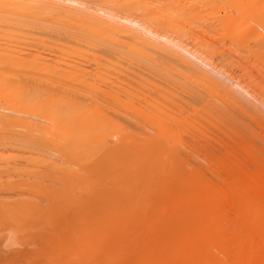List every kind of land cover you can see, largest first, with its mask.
Here are the masks:
<instances>
[{"label":"bare ground","instance_id":"1","mask_svg":"<svg viewBox=\"0 0 264 264\" xmlns=\"http://www.w3.org/2000/svg\"><path fill=\"white\" fill-rule=\"evenodd\" d=\"M138 1L134 0V2H136V4ZM142 1H145V0H141L139 2L142 3ZM152 1L153 0H151V2ZM173 1H175V0H173ZM200 1H202V0H200ZM206 1L207 0H204V2H206ZM210 1L211 0H209L206 3H210ZM231 1H234V0H231ZM231 1H229V2H231ZM235 1L237 2V0H235ZM238 1L240 2V0H238ZM131 2H133V1H131ZM166 2L168 3L170 1L167 0ZM195 2H198V0ZM211 2H213V0ZM222 2L223 1L220 0V3H219L220 6H221ZM242 2H243V0H242ZM108 3H110V7H111L115 4L120 5L121 1L120 0L119 1L118 0H0V18H1L0 21L4 20V18H6L5 19L6 21H2V24L4 23L7 26L8 30L11 27L10 31L15 32L16 30L13 27V26H15V27H18V28H16V29H18V31H16V32H20L19 30L23 29L22 31L27 32V34L29 33L28 31L30 30V34H31L33 32L32 30H36V31H34V34L37 35L36 32H38V34H39L38 37L40 36V34H42V35L45 34V32H48L47 34L52 33L55 35L56 34L57 35H59V34L65 35L63 37L64 39L61 36H59V37L62 38L63 41L64 40L69 41V42H71V44H73V46H72L71 44L68 43L69 44L68 49H70V47L72 48L70 50L73 51V54H71V53L70 54H71V56L75 55V59L77 57H80V56L82 57L84 55V54H81L83 52L82 49H84V48L81 49L82 46L87 47V48L91 47L92 48V49L90 48L91 52H89L90 50H88L87 51L88 55H86V54L85 55L89 56V53L92 54V55L90 54L89 58L92 57L91 58L92 64L94 62L95 63L94 66L96 68V69L93 68V70L97 73L96 74L94 72V75H97L96 78L95 77L94 78H86L87 77L86 75H88V73H90L86 70L87 68L84 70L82 69V73H83L82 74V73L78 72L79 70H76L77 67L75 65H72V67H69L71 65L65 63L69 68H71L70 70H72V68H73V70L72 71L66 70L67 72H64L63 75L60 74V75H62V76H60L59 73H61V72L58 70L57 66L55 68L52 65L53 64V62H52V64L50 63V65H48V68L52 69V67H51V65H52L54 67L53 68L54 70L57 69L59 73L57 72V70H56V72L55 71H53V72L55 74L57 73L56 75L59 76L58 78H55L56 77L55 74H54L55 75L54 78H45L44 75H43L44 78L43 77L42 78H40V77L39 78H34V77L30 78V75L32 74V72L29 71L28 69H30V68L32 69V67H33V69L36 68V70H39V71L42 70V73L46 72V74H47L48 69H46V71H43V70H45V69H42L43 67H40V68L38 67L37 59L35 58L36 56L34 54H32V55H34L35 57L31 56L28 58L20 59L24 56V54H23L22 57H20V58L16 57V59H13L12 57H14V56H11L12 55L11 51H13V49L16 47L18 48L19 45H17L16 47L13 48V46L16 45V44H13V38L15 39V37L12 38L10 36H12V34L15 36L16 34H14V33L11 34V32H9L7 30L10 33V36L7 37L8 35L4 34V32L9 34L6 31V28L4 29V27H6V26L1 25V22H0V25H1L0 27L1 28L3 27V29L0 28V30L3 32V33L0 32V34L2 35V37L0 35V38H1L0 42L2 41V39H4L3 41L5 42V45H4L5 47H2L1 50L3 48H5V50L7 48L10 49L11 48L10 44H13L12 50L8 51V49H7L8 59L6 58V54H5L7 52L2 50L3 53L5 52L4 55L2 53V56L3 57L5 56L4 57L5 59L3 58L4 61L0 60V65H1L0 67H3V69H5V71H1V73H0V89H1L0 98H1V100H3L4 98L6 100V101H4V102H6V104L4 103L5 105L1 101L2 105L4 107L2 105L0 106V193L3 192V195L1 194V196H0V219L3 222L10 223V226L5 223L9 227L14 228L15 226L18 225L17 227H15L16 231H17V228L19 230L22 229V231L27 230L25 232L26 234L29 231H33L34 229L35 230L37 229L38 225L37 224H36L37 226L34 225L36 222L38 224H43L42 225L43 228L41 225H39V226L41 227V229H44L45 231L46 230L47 231L46 232L41 231V232H44V233H41L40 232L41 229L38 226V228L40 229V230H38V229L36 230V232H38V235H37V233L34 235L35 237L37 236L35 239L36 243L39 244L42 242L44 244H48L47 247L51 246V245L55 246L56 250H58V251L56 253V252H54L56 250H54L52 253H56V257L59 258L60 262H62V260H64L63 257L67 256V258H68V256H69V254H68L69 252L65 253L66 254L65 255L64 251L65 252H66V250L70 251V253H72V255L69 256L70 258L72 257L71 261L68 258L67 263L63 262L64 264H68V261H69V264L70 263H72V264H208L209 262L212 264V261H214V262L217 261L218 253H216V252L219 251V249H220V251H219V254H220L224 250V248L222 250V247H223L222 245H224L223 244L225 242L224 240H226V238H227L226 235L228 234V233L227 234L225 233L226 229L224 230V228H223V224L225 222L222 221L223 210H221L222 207L219 203V200L221 201L224 199V201H225V199H227V200L229 199L232 201L231 202L232 204H230V205H232V207L235 208L237 211V214H236L237 219H235V220H237V223L235 222L236 224L233 227L231 226L233 228V229L232 228L231 229H232V232L234 234V238L231 239L233 242V243L231 242V245L233 244L232 245V247H233L232 251H234L235 255L237 254V255H241L242 258L244 257L243 259L250 257V260H251V258L253 259L254 255L257 256L256 253H258V255H260V257H261V261H259L258 264H264V176L259 175L262 172L258 173L257 170H255V171L254 170L253 171L247 170V172H244V171H246V170H244L243 174L242 173L238 174L239 170H235V171H238V173L233 172V170H232V172H229L228 174H226V181L228 184L227 188L225 187V190L219 189V188H214L213 187L214 184L211 186V184H209L206 181V179H204L205 177L203 176V174H200L199 171L197 172V167L195 165L194 166L196 168L193 166H192L193 168H191V166H189L188 161H190V160L188 159V157H185L186 155L183 156L182 155L183 153L182 154L180 153V152H185V154H187L186 151L187 152L191 151V150L188 151L189 148L187 150V146H185V148H186V151H185V149L183 148L184 146L182 145V140H180V142H181L180 143L176 139L177 135L179 134L178 129H175L176 131L174 130L177 133V135H175L176 133H174V131L171 130L173 123L178 124V122H181V121H171V122H169L170 120H168V122L163 121L164 116L166 118L167 115H172V114H168V112H166L167 114L165 112H163V113H165V115L162 114L161 110H159L160 108L159 107L157 108L155 105V103L157 104L160 101L157 102L155 100L154 101L152 100L154 102L155 106L151 107V105H152L151 104L149 109H152V112L157 111L158 113H160L159 115L163 116V118L158 117L159 115L156 112L157 113L156 115H158V116H154V117H158V120H157L154 117H151V115H152V113H151L149 115V117L154 118V119H151L152 122L151 121H149V122L154 125L153 129H151L152 125H150V126L148 125V123H147L148 121L146 122V124L149 126V128L152 131L155 130L156 132H152L151 130L147 131L146 128L144 130V129H141V127H139L141 130H139V128L137 126L140 123H137L138 121L136 122V119L141 121L140 117L138 116V118H139L138 119L136 116V114L138 113V109H136V107L139 105H136V107L134 104L132 105L135 108V110L137 111V113L134 114L133 112H136V111L132 107V111L133 110L134 111L130 112V109H131L130 106L131 105H129V104H131L130 101L131 100L133 101V99H131L130 101H128V99H127V98H138V97L141 98L142 96H140V95H142V94L140 93V88L144 89L145 85H148V87L146 86L145 89H149V87H150L149 85H153L151 87H154L155 85H154L153 81H156V82L160 81V83L166 82L168 85H172V86H174L175 84L176 85L177 84L182 85L183 87L180 86V88H179L182 92V95L184 96V98L186 97V98H188V100H192V101H195V99L198 101V98H196L194 96H196L195 94L198 93L197 97H199V93L202 94V92H198L199 90L197 91L196 88H193L194 90L191 91L192 88L189 89L188 86L183 85L184 82L193 81L194 83H199L202 86H205V87L207 86V88L211 87L214 89V91H216V94L215 95L212 94V96L213 95L217 96V94H218V97H220L219 95L223 94V95L227 96V98L231 102H233V104H238L240 101H242V99H240V98H242V96H240L239 93H237L238 95H236L235 91L234 92L230 91V90H232V88H231L232 85H231V87L227 86V84L224 86L226 79H225V82H224V80H218L217 79L218 76H215V75H217L219 72H217V74H214V77H215L214 78L213 74H210L211 71H210V73H208L209 72L208 70L206 71V69H208V68H206L205 66H204V68L203 67L201 68V66H203V63H206V61L203 62V60H200V59H202V57L201 58L196 57V56H198V55H195L197 53V51H196V53H194L193 50L191 51V53L188 52L187 50L189 48H186L188 45L185 47L187 50L184 47L180 48V50H181L180 53L182 52L181 55L176 54L175 52H172V51H171L172 53L169 52V50H171L170 48H167L168 50L166 49L167 52H169V53H166V50H165V52H158L159 50L156 51V49H160L161 51H164L163 49H165L166 47L162 48L164 44L163 45L161 44L162 47L160 48L159 42H155L157 40L155 36L154 37L156 40H154L152 38H150V39H152V40H150L148 38L147 34L152 35L153 32L150 29H148L145 25L143 26L139 22H135L134 20L130 21L131 19L130 20L125 19V21H124L125 24L122 23L123 22V21L121 22L122 19L119 20V18L117 17V15H118L117 13H118V11H120L119 9L121 8L120 7L118 9L117 7H119V6L115 5V7H112L113 9L114 8L118 9V11H116L117 13L115 12L117 15L115 13H114L115 15L112 14L113 12H111V10H110V13H109V11H107L108 13H106L105 10L107 7L106 5ZM125 3L126 2H123V5ZM141 3H138V4H140V8L142 6H148L146 3L149 4L150 2L149 1L146 2L145 3L146 5H144V4L142 5ZM234 3H232L233 4L232 7L233 6L236 7ZM126 4H128V3H126ZM136 4H134V5H136ZM156 4H157V2H156ZM176 4H179V3H176ZM157 5H154V6H157ZM159 5H161V4H159ZM222 5H224V4H222ZM250 5H253V4H250ZM126 6L123 7L122 9L125 8L127 10V12H125V10H124V12L126 14L130 13L129 15H131L132 12H128L129 10H131V8L127 9ZM130 6H132V4ZM201 6H202V4H201ZM209 6H211V5H209ZM213 6H216L214 2H213ZM226 6H228V5H226ZM242 6H243V4H242ZM152 7H153V5H152ZM168 7H170V5ZM189 7H190V5H189ZM142 8H146V7H142ZM160 8H162V7H160ZM163 8H164V6H163ZM163 8L161 11H163ZM185 8H187V7H185ZM196 8H199V7H194V10ZM201 9L203 11V8H201ZM216 9L217 8H215V14H217V12L220 9H222V7L218 11H216ZM238 9H240V8L238 7ZM164 10H166V8ZM169 10H172V9H169ZM183 10L184 9H182V11ZM191 10H189L190 13H191ZM211 10L213 11L212 13H214V10L213 9H211ZM211 10L209 13H211ZM132 11L134 13V10H132ZM147 11H148V9H147ZM157 11H158V9H157ZM182 11H181V13H182ZM185 11H186V9H185ZM208 11H209V9H208ZM254 11L252 9H250V11H241L240 10L238 12L236 11L237 15H235L236 13L235 14L233 13L234 15L233 14L230 15L231 13L230 14L225 13V15H229L228 16L230 18L229 23H231V24L234 23L233 22L234 18L235 19L236 18H240V19L246 18L247 20L249 18H251V20H254V21H252L253 22L252 24L245 26L242 29V31H243V34H246V35H250L247 33H254L255 36L253 38H250V40L252 39L251 42H252V44H254V46L256 45V47L257 46L259 47V45L261 43L264 44V31H262V30H264V29H262V28H264V27H262L264 25H262V21H261L262 16L258 13V11H257V13ZM140 12L142 15L143 11L141 10ZM140 12L138 11L137 13L140 14ZM155 12H153V13H155ZM166 12H169V11H165L164 13H166ZM177 12H178V10H177ZM158 13H160V11H158ZM164 13H162L161 16L158 15L160 17V19H161V17H162V19H163V17H165V16H163V15H165ZM181 13H180V15H181ZM193 14H194V12H193ZM205 14H207V13H205ZM154 15H153V17H154ZM156 15H155V17H157V19H158V16H156ZM170 15H172V14L170 13ZM183 15H185V14H183ZM186 15H188V14H186ZM118 16H120V15H118ZM135 16H136V14H135ZM209 16L212 17V14ZM224 16H218L219 17L218 19L221 20L222 18H220V17H224ZM187 17L185 19H188ZM202 17H200V18H202ZM205 17L208 18L207 16H205ZM120 18H122V17L120 16ZM147 18H146V20H147ZM179 18H180V16H179ZM181 18H184V17H181ZM139 19H140V17H139ZM143 19H144V17H143ZM174 20H175V18H174ZM208 20H209V18H208ZM212 20L215 21V18ZM231 20H233V21L231 22ZM144 21H145V19H144ZM164 21H165V19H164ZM171 21H173V20H171ZM182 21H183V19H182ZM186 21L189 23L188 20H186ZM186 21H184V22H186ZM213 21H210V22L213 23ZM148 22H150V21H148ZM217 22H221V21L217 20ZM126 23L130 24L131 26L130 25L129 26L132 27V29L130 27H128ZM163 23H165V22H163ZM174 23H175V26L177 27V25H180L179 23H181V22L176 24L177 21L176 22L174 21ZM188 23H187V25H188ZM204 23H206V22H204ZM209 23H208V25H210ZM144 24H147V23H144ZM153 24H156V22L155 23L153 22ZM219 24L217 23V26ZM234 24H233V26L232 25L231 26L234 27V30L236 33L235 35H238V36H234L232 33V36H231V40H233L232 42L234 43V42H237L238 40H239L238 42L244 41L245 40L244 38L246 37V35L244 37L243 34H242L243 36H241L239 34L241 24L236 23L235 26H234ZM205 25H207V24H204V26ZM135 26L137 27V29L135 31H138V27H139L138 32H134L133 27L135 28ZM215 26L216 25H214V27ZM149 27H151V26H149ZM161 27L163 28V26H161ZM166 27H168V26H166ZM224 27L222 29H225ZM179 28L183 29L182 27H179ZM12 29H14V30H12ZM167 29H169V27ZM167 29L165 28V30H167ZM170 29L174 30L172 27H170ZM176 29L177 28H175V30ZM205 29H208V28L205 27ZM259 29H261L262 33L260 32ZM169 30H168V32H169ZM186 30L188 32V28ZM214 30H212V31H214ZM217 30L218 29H216L215 32H217ZM221 30H218V31H221ZM230 30H233V28L227 29L228 33L231 32ZM39 31L43 32V33H39ZM224 31H223V34H224ZM165 32H167V31H165ZM174 32H176V31H174ZM187 32H186V34H187ZM3 35H5V36H3ZM153 35H155V34H153ZM180 35H182V34H180ZM193 35H190V36H193ZM227 35L228 34H226V36ZM252 35L253 34H251V37H252ZM157 36H159V35H157ZM31 37H34V36H31ZM36 37H34V38H36ZM65 37H67V39H65ZM119 37H121V39H119ZM122 37L125 38V41H124V39H122ZM172 37H174V36H171V38L169 36L170 39H172ZM203 37L204 36H202L201 37L202 40L200 39V41L198 40V42H202L205 39V38L203 39ZM5 38H7V39L11 38L12 43L9 41L7 42V40ZM16 38L18 41L19 38L21 39V36L19 35V38H18V35H17ZM193 38H194V36H193ZM206 38H207V35H206ZM228 38H230V37H228ZM241 38H243L244 40L243 39L240 40ZM22 39H23V37H22ZM29 39H31V38H28V40ZM33 39H31V41ZM52 39H55V38H52ZM162 39H161V41H162ZM174 39L176 40V38H174ZM179 39H181V37ZM184 39H187V38L184 37ZM188 39L190 40L191 37H189ZM207 39H209V38H207ZM215 39H218V38H215ZM219 39H221V37ZM223 39H224V37H223ZM57 40H59V39L57 38ZM165 40H166V37H165ZM14 41H16V40H14ZM34 41H35V39H34ZM228 41L229 40L227 39V42ZM6 42L9 43L8 44L9 46H6V44H7ZM18 42H20V40ZM41 42H39V43H41V45H44V46L47 43L46 42L44 44L43 40ZM53 42L56 43V41H54V40H53ZM193 42H195V41H193ZM198 42H195L196 46L198 45L197 44ZM26 43H28V42H26ZM36 43L38 44V42H35V44ZM61 43H63V42L58 43V45L65 46L64 43L63 44H61ZM118 43H120V44L122 43L125 45L121 46L120 44L118 45ZM173 43H176V42L173 41ZM184 43H187V42H184ZM3 44L4 43L1 42L0 47ZM21 44L23 45L24 43H21ZM28 44H31V43H28ZM95 44H97V45H95ZM178 44L180 45V43H178ZM262 44L259 47L260 49H262V51L260 49H250L248 47L250 50L249 54H252V56H254L255 59H258L261 56V54L264 53V47H262ZM92 45H93V47H94V45L96 47L93 48ZM191 45H189V46H191ZM25 46H28V45H25ZM54 46L57 48L56 44H53V47ZM203 46H204V44H203ZM210 46H211V44H210ZM20 47L22 48V46H19V48ZM48 47H50V49L52 48L49 45V43H48ZM59 47H61V50H62V48H64V51L62 50V52L64 54H67V52L65 53V49H67V47L65 48L62 46H58V48ZM173 47L178 49V47H180V46H178V47L173 46ZM205 47H206V45H205ZM208 47H207V49H208ZM212 47H213V45H212ZM219 47H221V46H219ZM226 47H225V49H226ZM24 48H25V50L27 49L26 47H24ZM43 48L39 49V51L41 50L40 51L41 53H42ZM46 48H47V45L45 47V51L47 50ZM58 48L55 52L58 51ZM234 48H236V47L234 46ZM50 49H49V51H50ZM93 49L95 51H97V52H95V54L92 53ZM201 49H202V47H201ZM221 49H223V48H221ZM29 50H30V48H29ZM35 50L36 49H34L33 51H35ZM19 51H17V49H16L13 53L19 54ZM45 51H43L44 52L43 54H45V53L50 54L49 52H45ZM155 51L157 52L156 55H158V53H160V54L166 53V54L170 55V53H171V55H170L171 57L168 55L167 59L170 60V58H171L172 59L171 61H173V59H174V61H176V64H178L180 67H182V70H181V68L178 66L180 68V70L182 71L181 74L183 75L182 76L183 78H180V77L176 78L177 73L173 72V71L171 73H173V74L176 73V74H174L175 78L174 77L172 78V76L169 77V76H167L168 74L165 75V73L162 74L165 70L169 69V67L164 65V64H166V63H164L165 61L163 63H161L159 60H157L158 58H155L154 56H152L151 53H153V55H154ZM177 51H179V50H177ZM84 52H86V51H84ZM214 52H216V51H214ZM24 53L26 54L27 52H24ZM52 53H54V52H52ZM173 53H175V54H173ZM16 54H14V55L16 56ZM20 54L22 55L21 51H20ZM55 54H58V53H55ZM70 54H69V56H70ZM172 54L175 57H172ZM183 54H186L187 56L183 55ZM188 54H190L189 57H188ZM192 54H194L195 56ZM208 54L210 55V53H208ZM26 55L30 56L31 54L30 55L26 54ZM62 55L63 54H60L61 57L60 56H57V57L62 58ZM177 55H179V56H177ZM9 56H11V57H9ZM64 56H67V55H64ZM191 56L196 58V63L191 61V59H193V58H190ZM217 56H218V54H217ZM57 57H56V59H57ZM176 57H178V58H176ZM223 57H224V54H223ZM163 58H165V57L163 56ZM198 58L202 64L197 61ZM210 58H212V57H210ZM245 58H247V57H245ZM62 59H60V60H62ZM73 59H74V57H73ZM86 59H87V57H86ZM162 59H161V61H163ZM249 59H250V57H249ZM262 59H264V58H262ZM49 60H51V59H49ZM68 60H70V59H68ZM70 61H68V62H70ZM75 61L76 60H73V62H75ZM82 61H84V60H82ZM251 61H253V60H251ZM46 62H48V61H46ZM54 62L56 63V61H54ZM57 62H59V61L57 60ZM231 62H232V60H231ZM59 63H56V64L61 65ZM75 63L77 64L79 62H75ZM84 63H87V62L85 61ZM244 64H247V63H244ZM62 65H64V63H62ZM170 65L175 66V65H173L172 62ZM252 65H253V62H252ZM258 65H260V64L258 63ZM74 66H75V70H74ZM90 66H87V67L90 68ZM94 66H91V68ZM172 66H170V69L174 70L172 68ZM26 68H28L27 70L31 74L23 76V74H26V73H24L25 71L24 72H20V71H23V69H26ZM79 68L80 67H78V69ZM163 68L165 70H163V72L160 74V72L162 71L161 69H163ZM51 69L49 70L50 73L53 70V69L52 70ZM142 69H145V70L148 69V70H151L153 72L155 71L156 73H158V75L160 74V76L161 75H163V77L165 76V78H142V76H140V74L144 73V72H141ZM0 70H2V68H0ZM17 70H20V71H17ZM36 70H34V71H36ZM85 70L88 73L83 72ZM167 71H169V70H167ZM167 71H165V72H167ZM170 71L167 73H170ZM240 71H241V69H240ZM248 71H250V70H248ZM248 71H247V74H248ZM153 72H151V73L153 74ZM21 73H23V74H21ZM29 73H27V74H29ZM42 73L40 72L39 76ZM106 73L107 74L111 73V75H114L117 78H113L114 76H111V75L109 77H107L108 75ZM146 73L147 72L144 73L145 77H147V75H148V74L146 75ZM148 73L150 74V71ZM179 73H180V71H178V74ZM213 73H216V72L214 71ZM51 74H49V75H51ZM173 74H170V75H173ZM245 74H246V72H245ZM36 75H38V74H36ZM152 76H154V75H152ZM259 76H260V74H259ZM262 79H264V78H262ZM216 80H218L219 83H220V81H223V82L219 84L218 82H216ZM169 83H171V84H169ZM173 83H175V84H173ZM106 84H109V87L106 86ZM235 84H233V85H235ZM176 85L174 86L175 88H173L174 93H175ZM192 85H194V84H192ZM198 85L195 87L198 88L199 87ZM102 86H104V87H102ZM172 86H171L170 90H172ZM226 86L231 88V89L226 88ZM155 87H157V86H155ZM155 87L150 88L151 92H150V90L144 89L147 93L150 92L149 95L150 94L151 95L149 98H151V96H152L153 97L152 99H154L156 96H160L159 95L160 93L159 94L155 93V92H157L156 90L160 91V89H158V88L156 89ZM164 87L166 88V85L161 87V89L162 88L164 89ZM169 87L170 86H167V89ZM192 87H194V86H192ZM177 88H178V86H177ZM211 88H208V89H211ZM233 88H235V87H233ZM153 89H156L155 92L154 91L153 92L157 95H155L152 92ZM199 89H201V88H199ZM205 89L206 88H204V90ZM176 90H178V89H176ZM164 91L165 90L160 91L163 99L165 98L163 101H165V100L167 101L166 97H168V96H170L168 99L173 97V96H171V94H173V91H170L171 93L169 92L170 94H168V96H166L167 95L166 93L168 91L166 93ZM211 91L213 92V90H211ZM262 91H264V90H262ZM208 92H210V91L208 90ZM238 92H240V90ZM143 93H145V92L143 91ZM147 93H146V95L143 94L144 96H146V98H147V96H149V95H147ZM177 93H178V95H177ZM192 93L194 95H192ZM152 94H154L155 97ZM179 94H181V93L177 91L175 93L176 97L175 96L174 97L175 98H178L179 96L182 97ZM207 94H209V93H207ZM233 94L236 96H233ZM202 95H204V94H202ZM209 95L211 96V92ZM209 95H208V97H210ZM223 95H222V97H223ZM122 96H124L123 99H126L130 103L124 102L125 100L123 101L121 99ZM237 96H240V98H238V99H240V101L237 100ZM125 97H127V98H125ZM162 97L161 98L156 97V99L159 98V100H160V99H162ZM192 97H194V100L190 99ZM144 98L145 97H143V99ZM202 98L205 99L206 97L201 96V99ZM212 98H215V97H212ZM251 98H254V97L252 96ZM171 99H173V98H171ZM204 99H202V100H204ZM136 100L139 102L141 100L140 103H143V105L146 101L145 100L144 102H142L143 101L142 99H140V100L135 99V101ZM149 100H151V99H149ZM174 100H178V99H174ZM213 100L214 99H212V101H210V100L208 101V102H210V104L208 102H207L208 104L206 102L205 103L203 102V103H204V105H208V107H211L210 106L211 102L214 106H218L219 104L221 105L222 103H224L223 98L221 100L222 103L219 102L220 100L216 101L217 103H219L218 105L215 102V100L214 101ZM248 100H249V98H248ZM121 101H123L122 105L124 104L125 107L127 106V103H128L129 106H127V107L129 108V113L130 114L133 113V114H131L132 116L135 115L136 118H135L134 123L132 122L133 119L131 117H129V118L132 119L130 121V123L131 122H132V124L136 123V127H137L136 129L129 126L130 124H127V125L124 124V121L127 119V116L129 115V113L127 111L128 108H126L127 110L126 109L125 110L128 113V115H126V111H124L123 107L120 104ZM197 101H195V102L197 103ZM168 102L173 103L172 101L171 102L168 101ZM168 102H166V104H168ZM183 102L184 101H182V103ZM213 102H215L216 105ZM132 103H135V102L133 101ZM199 103H201V102L198 101V103H197L198 105L203 104V103H201V104H199ZM242 103H243L242 106L239 104L238 105H232V106H238L240 109L239 111H241L243 114H247L250 117L253 116V114L250 113V111H248L244 108V106H243L244 102L243 101H242ZM116 104L118 105L119 108H116L117 107ZM136 104H138V103H136ZM159 104L161 106V103H159ZM159 104H158V106H159ZM147 105H149V104L145 103L146 107H147ZM198 105H197V107H198ZM120 106L122 107V109L120 108ZM173 106H172L173 110H175L174 108H176V110H178L176 107V106H178V103L176 106L175 105H173ZM139 107H141V105ZM182 107H180V108L183 109L184 111H186L185 108H182ZM112 108H115L114 109L115 112L118 111V109H119V111H121V110L124 111L126 116H123L124 114H121L124 112H116V113H120L118 115H122V118L124 119L126 117V119L122 120L121 118L120 119L118 118L119 119L118 120L117 116L116 117L114 116V118H115L114 119L112 116V113L114 112V110ZM154 108H156L155 111H153ZM186 108H188V107H186ZM217 108H219V107H217ZM217 108L212 107V109H214L215 112H216ZM23 109H25V111L29 110L30 113L29 112H26L24 114H23V112L20 113L21 110H23ZM139 109H140V111H142V109H145V108L143 107V108H139ZM163 109H166V108H163ZM167 109H169V108H167ZM19 110H20V112H19ZM214 110H213V112H214ZM226 110L228 111L227 108H226ZM140 111H139L140 115L141 114L143 115V113ZM166 111H168V110H166ZM171 111H172V109H171ZM184 111H183V114H184ZM187 111H189V110H187ZM262 111H264V110H262ZM147 112H148V114L150 113L149 111H147ZM196 112H198V110H196ZM207 112H209V110ZM172 113L174 114L175 111H173ZM188 113L189 112H187V114ZM187 114H185V115H187ZM192 114H194V113H192ZM211 114H212V111H211ZM114 115H115V113H114ZM144 115H145V113H144ZM153 115H154V113H153ZM185 115H183V119L185 118L184 117ZM188 115L190 117V114H188ZM214 115H215V113H214ZM262 115H264V114H262ZM224 116H225V114L223 115V118L226 120H224V119L223 120L226 122L228 120V118H225ZM142 117H144V116H142ZM168 117L172 118L173 116H168ZM189 117L187 119H190ZM129 118L127 120H130ZM146 118H147V116H146ZM146 118H145V120H146ZM159 118H162V119L159 120ZM191 118H192V116H191ZM198 119H199V117H198ZM198 119H197V121H198ZM212 119H214V118H212ZM232 119L235 122H237V120H238V119L236 120V118L235 119L232 118ZM240 119H241V117H240ZM120 120L123 122H121ZM231 120L226 122V124L229 125V122H230V123H234V126H237V123L232 122L233 120L232 121ZM142 121H143V123L145 122L144 120H142ZM188 121L184 120V123L183 122L182 123L184 125H186V123H188ZM190 121H191V119H190ZM191 122H194V121H191ZM202 122H204V120ZM127 123H129V121ZM211 123H213V122H211ZM262 123H264V122H262ZM144 124L143 125L140 124V125L144 126ZM195 124H197V123H195ZM208 124L210 125V122ZM188 125H186V126H188ZM190 125H192V124H190ZM190 125H189V127H191L190 128L191 130H193L197 133H200V129L198 131L196 126H193L194 128L197 129V131H196ZM202 125L200 124L199 125L200 127L199 126L198 127L201 128ZM228 125H225V126L229 127ZM244 125L240 124L239 126L242 128H239V127H237V128L243 129V130H241V132H242V131H244V128H243ZM247 125H248V123H247ZM133 126L135 127V125H133ZM234 126H233V128H231V131L236 133V132H238L239 129H237V128L234 129ZM206 128L207 127H205V129ZM247 128H249V127H247ZM247 128H245V130ZM205 129L202 126V130H205ZM255 130H256V128H255ZM172 131H173L174 135L176 136L175 137L176 141L172 140V139H174V137H173L174 135L171 133ZM206 131H207V129H206ZM214 132H215V130H214ZM197 133H195V134H197ZM208 133H209V131H208ZM239 133L240 132H238L236 134H238L240 136L241 133L240 134ZM253 133L255 134V132H253ZM180 134H182V133H180ZM201 134H202V131H201ZM246 135H248V134H246ZM246 135L242 136L243 139H245L244 137ZM200 136L203 137V135H200ZM204 136H206V135L204 134ZM252 136H255V135H252ZM178 137L181 138L180 135H178ZM188 137H190V136H188ZM188 137H187V139H188ZM240 137H238V138H240ZM249 137H251V135ZM203 138H206V137H203ZM259 139H261V138H259ZM188 141L189 140H187L186 142H188ZM242 141L245 142L244 140H242ZM260 141H262V140H260ZM179 143L183 147H181ZM213 143H215L214 140H213ZM204 144H206V143H204ZM240 144L242 145L244 143H240ZM186 145H188V144H186ZM194 145H195V143L193 144V146ZM239 145H237V147L235 148L236 150H232L231 153L233 151H237V150L239 151L240 149L242 150V148L244 146H242V148H241V145L240 146ZM262 145H264V144H262ZM193 146H192V148H193ZM196 146L198 149L199 146L198 145H196ZM225 146L227 147V145H225ZM262 147H264V146H262ZM206 148H208V147H206ZM198 150L196 153H198ZM202 150H204V149H202ZM254 151H253V153H254ZM260 151H261V149H260ZM210 152H209V154H210ZM262 152H264V151H262ZM190 154H191V156L193 155V153H190ZM232 154H234V153H232ZM232 154H230V156H232ZM200 155L202 156L203 154H200ZM237 155H239V154H237ZM237 155H236V157H238ZM254 155L257 156V154H254ZM258 155H259V153H258ZM260 155H261V153H260ZM208 156H210V155H208ZM261 156H264V155H261ZM195 157L197 158V156L194 155L192 159H194ZM249 157L251 160L252 154L248 155L247 159H249ZM258 157L260 158V156H258ZM221 159L223 160V158H221ZM244 159H246V158H244ZM196 160L198 161L200 159H196ZM216 160H217V158H216ZM222 160H221V162L223 163V165L227 163V161H226L227 159L224 161H222ZM228 161L230 163V160H228ZM243 163H245V160ZM197 164H198V162H197ZM200 164H203V163H200ZM204 164H206V162ZM236 164H239V162L234 160V163L232 162V165H236ZM241 164L242 163H240V165ZM251 164H252V162H251ZM240 165H239V167H240ZM245 165H246V163H245ZM228 166H231V164ZM199 167L201 169V166H199ZM206 167H208V169H211V167L209 168V166H205V169H206ZM237 167H238V165H237ZM241 167L243 168V166H241ZM224 169L226 170L225 167H224ZM262 169H264V167H262ZM211 170H213V169H211ZM216 176H217V174H216ZM209 178H211V177H209ZM220 188H223V187H220ZM7 193H11L12 195L11 194L7 195ZM25 193H27V194H25ZM4 195H7L8 197H6V196L3 197ZM23 195H27V196H23ZM224 201H223V203H224ZM225 203H226V201H225ZM222 206H225V208L227 207L225 204ZM38 219L41 220L40 221L41 223L39 222ZM225 219H227V218H225ZM1 220H0V222H1ZM32 220H35V223H33ZM30 222H32L33 224H30ZM11 224H13L15 226L13 227V226H11ZM227 224H226V226H227ZM33 225L36 227L34 228ZM232 225H233V223H232ZM19 226H20V228H19ZM44 227H46V228H44ZM226 232H227V230H226ZM34 233H32L31 237L29 236L30 239H26V240L27 241L30 240L29 242L32 243L31 239H34V238H32V237H34L33 236ZM24 235H22V237ZM25 237H26V235H25ZM35 240H33V243H35ZM229 240H230V237L228 238V242H230ZM222 241H223V243H222ZM42 243L38 247L35 244V246H36V248H38V250H39L40 246L42 247V248L40 247L41 250L43 249L44 245L42 246ZM47 247H44V248H47ZM62 248H64V249H62ZM65 248H66V250H65ZM30 250H32V249H29V251ZM19 251H21V250H19ZM29 251H27V252H29ZM33 251H35L34 248H33ZM2 252H3V250L0 253L2 254ZM9 252H11L13 254V252L15 253L16 250L13 252L12 251H9ZM40 252L41 251L39 250L38 253L40 254ZM61 252L63 254H61ZM44 253L46 254V252L42 251L40 255H42ZM214 253H216L217 256L214 255ZM8 254H6V255H8ZM31 254L32 253L30 251V255ZM39 254H38L37 258L36 257H34V258H36L38 260H39V258H41L43 256H45L44 258H46L47 254L43 255V256H40ZM58 254H61V255H58ZM24 255H25V252H24ZM30 255H28V256H30ZM36 255L37 254H34V256H36ZM230 255H232V254H230ZM49 256H47V257H49ZM52 256L54 259L55 255L53 254ZM223 256H224V254H223ZM23 257L24 256H22L21 259H23ZM214 257L216 258L215 260H214ZM230 257H232V256H230ZM29 258H31V257H29ZM34 258L32 259V261H35ZM44 258H42V259H44ZM73 258H75V259H73ZM236 258H238V257H236ZM240 258L241 257H239V259ZM26 259H28V258H26ZM219 259L220 258H218V260ZM24 260L22 262H24ZM73 260H74V262H73ZM247 260L249 261V259H247ZM47 261L51 262V260H47ZM59 261H57V262H59ZM235 261L237 262L238 260H235ZM248 261H246V262H248ZM41 262H42V260H41ZM44 262H45V260L43 261V263ZM54 262H56V261L54 260ZM236 262H235V264H236ZM240 262H241V260H240ZM28 263H30V262H28ZM249 263H252V262H249ZM31 264H34V262H32ZM52 264H54V263H52ZM55 264H57V263H55Z\"/></svg>","mask_w":264,"mask_h":264},{"label":"rangeland","instance_id":"2","mask_svg":"<svg viewBox=\"0 0 264 264\" xmlns=\"http://www.w3.org/2000/svg\"><path fill=\"white\" fill-rule=\"evenodd\" d=\"M119 1V0H118ZM121 1V4L120 5H116L115 3V5L116 6H119V7H117L120 11H118V9H113L112 7H115V5H113V6H111L110 7V3H108L106 6V13H108L107 11H109V13H110V10H111V12H113L112 14H114L116 11H118V15H120L122 18H120V16H118L116 13V15H117V17L119 18V20H121V22L122 23H124L125 24V19H128V20H130V21H135V22H139L140 24H142L143 26L145 25L148 29H150L152 32H153V34H155V35H148L147 34V36H148V38L150 39V38H152V39H154V40H156L155 42H159V46H160V48L162 47L161 46V44L163 45V47L162 48H164V47H166L165 49H163L164 51H161L160 49H156V51H158V52H165V50L167 49V48H170L171 50H169V52H175L176 54H179V55H181V53H180V48H185L187 45V47L186 48H189L187 51L188 52H190L191 53V51L193 50V52L194 53H196V51H197V53L195 54V55H198V56H196V57H199V58H201L202 57V59H200V60H203V62H205L206 61V63H203V66H201V68L203 67L204 68V66L206 67V68H208V69H206V71L208 70L209 72L208 73H210V71H211V73L210 74H213V77H214V74H217V72H219L217 75H215V76H218L217 77V79L218 80H224V82H225V79H226V82H225V84H224V86L227 84V86H230L231 87V85H232V90H230L231 92H234L235 91V93H236V95H238L237 93H239V95L240 96H242V98H240V96H237V100H239L240 101V99H242V101L244 102V108L246 109V110H248V111H250V113H252L253 114V116H249V115H247V114H243L241 111H239L240 109H239V107L238 106H232V105H241L242 106V101H240L238 104H233V102H231L228 98H227V96H225V95H223V94H221V95H219L220 97H218V94H217V96H214L215 94H216V91H214V89L213 88H211V87H208V88H211V89H208L207 88V86L205 87V86H202L201 84H199V83H194L193 81H187V82H184L183 83V85H185V86H188V88L189 89H191V91H193L194 89L193 88H196V90L198 91V92H202V94H204V95H202V94H200L199 93V97H197V94H195L196 96H194V97H196V98H198V101H200L201 103H207L209 100L210 101H212V99H214L215 100V102L216 101H219V102H221L222 103V98H223V101H224V103H222L221 105L219 104V103H217V105L218 106H214L213 104H212V102H211V107H208V105H204V103L203 104H201V103H199V104H201V105H198L197 103H198V101L195 99V101H197V103L195 102V101H192V100H188V98H184V96L182 95V92H181V90L179 89L180 88V86L181 87H183L182 85H179V84H175V83H173V84H175L176 85V89H178V90H176L175 89V93L178 91V92H180L181 94H179V95H181L182 97H178V98H175L176 97V95H175V93H174V89L173 88H175L174 86H172V85H168L166 82H162V83H160V81H153V83H154V85L155 86H157V87H155L156 89L158 88V89H160V91H162V90H165L164 92L166 93L167 91V95L166 96H168V94H170L171 92L170 91H173V94H171V96H173V97H171V98H173V99H168L170 96H168V97H166V99H167V101L166 102H168V101H172L173 103H169L168 102V104H166V102L165 101H163L164 99H163V97H162V94H161V92L160 91H158V90H156V89H153L152 90V92L154 91L155 92V90L157 91V92H155V93H157V94H159L160 96H156V97H162V99H160L159 100V98H157L156 99V97H155V95H157V94H155L154 92V94H152V95H154V99H152L153 97L151 96V98H149L150 97V95H149V93L151 92V89L150 88H154V87H151V86H153V85H149L150 87H149V89H145L146 88V86L148 87V85H145V90H150V92L149 93H147L143 88H140V93L142 94V95H140V96H142L141 98L140 97H138V98H127V97H125V98H127L128 99V101H130L131 99H133V101L135 102V103H132L133 101L131 100L130 102H131V104H129V105H131L130 106V112H133L134 110H135V108L132 106L133 104L135 105V107H136V105H141V107H139V106H137L136 107V109H138V113H139V111H140V109L139 108H145V109H142V111H140V112H142L143 113V115L142 116H144V117H142L141 115H140V113L138 114L137 113V111L136 112H133L134 114L135 113H137L136 114V116H137V118H138V116L140 117V119H141V121L140 120H137L136 119V122L137 123H140V124H144V126H141L140 124H138V128L139 127H141V129H144L145 130V128L147 129V131H150L151 129H153V124H151L149 121H151L152 122V120L151 119H157L158 120V117H162L163 118V116H161V115H159L160 113H158L157 111V113H158V115H156L157 113L156 112H152V109H149L150 108V105H151V107H154L155 105H156V107L158 108H160L159 110H161V112H162V114H164L165 115V113L166 112H168V114H172V115H167L166 116V118H165V116H164V119H163V121H167L168 122V120H170L169 122H171V121H181V122H178V124L176 123V124H174L173 123V126L171 127V130H175V129H178V132H179V134L178 135H180V137L181 138H179L178 137V135H177V133L174 131V133H176L175 135H177V140H178V142H180V140H182V145L184 146H182L180 143V146L181 147H183L184 149H185V151H186V148H185V146H187V150H188V148H189V150L188 151H190V152H187L186 151V153L187 154H185V152H180L183 156H185V157H188V159L190 160V161H188V164H189V166H191V168H193V167H197V172L199 171V173L200 174H203V176L205 177H203L204 179H206V181L209 183V184H211V186L213 185V187L214 188H219V189H224L225 190V187L227 188V186H228V184H227V181H226V174H228L229 172H232V170H233V172H237L238 173V171H235V170H239V173L238 174H240V173H244V172H247V170H250V171H255V170H257V172L259 173H261V174H259L260 176H264V169H262V167H264V156H261V155H264V152H262V151H264V147H262V146H264V145H262V144H264V123H262V122H264V115H262V114H264V111H262V110H264V91H262V90H264V79H262V78H264V59H262V58H264V53H262L261 54V56L258 58V59H255V57L254 56H252V54H249L250 53V50H249V48L250 49H260L259 47H260V45L262 44H260L259 45V47L257 48L256 47V45L254 46V44H252V39L250 40V38H253L254 36H255V34L254 33H247V34H250V35H246V34H243V31H242V29L245 27V26H247V25H249V24H252L253 22L252 21H254V20H251V18H249L248 20L246 19V18H244V19H240V18H234V21L233 20H231V22L233 21L235 24L236 23H240L241 25H240V30H239V34L241 35V36H243L244 35V37H245V35H246V37L243 39V38H241L240 40H244V41H241V42H232L233 40H231V36H232V33H233V35L234 36H238V35H235L236 33H235V30H234V27H232L233 26V24L234 23H229V15H225V13L226 14H230V15H232L233 13L235 14V15H237V12L238 11H250V9H252L254 12H256L257 13V11H258V13L262 16V25H264V0H243V2H242V0H240V2L237 0V2L234 0V1H231V0H222L223 2L221 3V6L219 5V3H220V0H213V2L215 3V5L217 6H213V2H211L210 1V3H206V2H208L209 0H207L206 2H204V0H202V1H200V0H198V2H195V1H197V0H175V1H171V0H168V1H170V2H166L167 0H153L152 2H151V0H145L146 2H150L149 4L148 3H146L145 1H142V3L141 2H139V1H141V0H135V1H138L137 2V4H136V2H134V0H120ZM126 2V3H128V4H124L123 5V2ZM131 1H133V2H131ZM164 1V2H163ZM229 1H231V2H229ZM254 1V2H253ZM132 4V6H130L131 4ZM156 2H157V4H156ZM159 2V3H158ZM218 2V3H217ZM235 2V3H234ZM138 3H141L142 5L144 4V5H148V6H142V7H146V8H140V4H138ZM146 3V4H145ZM155 3V4H154ZM163 3V4H162ZM176 3H179V4H176ZM195 3V4H194ZM228 3V4H227ZM232 3H234L235 4V6L236 7H232ZM260 3V4H259ZM134 4H136V5H134ZM159 4H161V5H159ZM200 6H199V5ZM201 4H202V6H201ZM205 4V5H204ZM222 4H224V5H222ZM228 5V6H226V5ZM230 4V5H229ZM239 6H238V5ZM242 4H243V6H242ZM250 4H253V5H250ZM127 5V6H126ZM129 5V6H128ZM152 5H153V7H152ZM154 5H157V6H154ZM164 6V8H163V6ZM170 5V7H168ZM173 7H172V6ZM181 5V6H180ZM183 5V6H182ZM189 5H190V7H189ZM199 7V8H196L195 10H194V7ZM197 5V6H196ZM204 5V6H203ZM209 5H211V6H209ZM126 6V8L128 9H130L131 8V10H129L128 12H132L131 13V15H129L130 13H125V12H127V10L124 8V9H122L123 7H125ZM162 7L163 8V11L165 12V11H169V12H166V13H164L163 11H161L162 10V8H160V7ZM220 6V7H219ZM240 8V9H238V7ZM148 7V8H147ZM150 7V8H149ZM159 7V8H158ZM179 7V8H178ZM185 7H187L189 10H191V13H190V11L187 9V8H185ZM192 7V8H191ZM203 8V11H202V9L201 8ZM219 7V8H218ZM222 7V9H220ZM256 7V8H255ZM113 10H112V9ZM140 12L141 10L143 11V13H142V15H141V12H140V14L139 13H137L138 11L136 10V9ZM152 8V9H151ZM166 8V10H164ZM206 8V9H205ZM215 8H217L216 9V11H218L219 9V11L217 12V14H215ZM231 8V9H230ZM236 8V9H235ZM250 8V9H249ZM255 8V9H254ZM262 8V9H261ZM108 9V10H107ZM146 9V10H145ZM147 9H148V11H147ZM157 9H158V11H160V13H158V11H157ZM169 9H172V10H169ZM182 9H184L183 11H182ZM185 9H186V11H185ZM199 9V10H198ZM205 9V10H204ZM208 9H209V11H208ZM211 9H213L214 10V13H212L213 11L211 10ZM226 9V10H225ZM259 9V10H258ZM124 10H125V12H124ZM132 10H134V13L136 14V16H135V14L133 13V11ZM151 10V11H150ZM177 10H178V12H177ZM207 10V11H206ZM210 10H211V13H209L210 12ZM234 10V11H233ZM122 11V12H121ZM158 13H156V12ZM171 11V12H170ZM173 11V12H172ZM181 11H182V13H181ZM188 11V12H187ZM198 11V12H197ZM206 11V12H205ZM224 11V12H223ZM230 11V12H229ZM233 11V12H232ZM237 11V12H236ZM124 12V13H123ZM149 14H148V13ZM153 12H155V13H153ZM184 12V13H183ZM193 12H194V14H193ZM196 12V13H195ZM207 13V14H205V13ZM229 12V13H228ZM122 15H121V14ZM162 13H164L165 15H163V16H165V17H163V19H162V17H161V19H160V17L159 16H161L162 15ZM170 13L172 14V15H170ZM175 13V14H174ZM180 13H181V15H180ZM204 13V14H203ZM114 14V15H115ZM156 16H158V19H157V17H155V15ZM174 14V15H173ZM179 14V15H178ZM183 14H188V15H183ZM190 14V15H189ZM197 14V15H196ZM212 14V17L211 16H209V15H211ZM215 14V15H214ZM233 14V15H234ZM127 17H126V16ZM140 15V16H139ZM153 15H154V17H153ZM170 15V16H169ZM177 15V16H176ZM224 16V17H220V18H222L221 20L220 19H218L219 17L218 16ZM135 16V17H134ZM172 16V17H171ZM179 16H180V18H179ZM188 16V17H187ZM203 16V17H202ZM205 16H207L208 18H209V20H208V18H206ZM227 16V17H226ZM107 17V16H106ZM139 17H140V19H139ZM143 17H144V19H145V21H144V19H143ZM148 17V18H147ZM153 17V18H152ZM170 17V18H169ZM175 18V20H174V18ZM178 17V18H177ZM181 17H184V18H181ZM188 18V19H185V18ZM200 17H202V18H200ZM206 19H205V18ZM217 17V18H216ZM134 18V19H133ZM142 18V19H141ZM146 18H147V20L148 21H150V22H148L147 20H146ZM151 18V19H150ZM200 18V19H199ZM215 18V21H213L212 19H214ZM248 18V17H247ZM1 19V18H0ZM6 18H4V20H2V21H6L5 20ZM107 19V18H106ZM124 19V20H123ZM164 19H165V21H164ZM173 20V21H171V20ZM182 19H183V21H182ZM190 19V20H189ZM202 19V20H201ZM211 19V20H210ZM161 20V21H160ZM186 20H188L189 21V23L186 21ZM217 20L218 21H221V22H217ZM251 20V21H250ZM2 21H0L1 22V25H3V26H6L4 23L2 24ZM155 23L156 22V24H153V22ZM158 21V22H157ZM165 22V23H163V22ZM174 21L176 22L177 21V23L176 24H178L179 22H181V23H179L180 25H177V27L175 26V23H174ZM184 21H186L187 23H188V25H187V23L186 22H184ZM210 21H213V23H211ZM242 21V22H241ZM249 21V22H248ZM120 22V21H119ZM120 22V23H121ZM152 22V23H151ZM173 22V23H172ZM204 22H206V23H204ZM210 22V23H209ZM244 22V23H243ZM144 23H147V24H144ZM170 23V24H169ZM208 23L210 24V25H208ZM217 23L219 24L218 26H217ZM261 23V22H260ZM127 24V26L128 27H130L131 25L130 24H128V23H126ZM139 24V25H140ZM186 26H185V25ZM204 24H207V25H205L204 26ZM232 26H231V25ZM235 24H234V26H235ZM0 25V26H1ZM130 25V26H129ZM155 25V26H154ZM165 25V26H164ZM212 25V26H211ZM214 25H216L215 27H214ZM244 25V26H243ZM149 26H151V27H149ZM160 26V27H159ZM161 26H163V28L161 27ZM166 26H168L169 27V29H170V27H172L174 30H172V29H167L168 27H166ZM209 26V27H208ZM226 29H222L223 27ZM242 26V27H241ZM14 28H15V30L16 31H18V29H16V28H18V27H15V26H13ZM154 27V28H153ZM179 27H182L183 29H180ZM205 27L206 28H208V29H205ZM211 27V28H210ZM213 27V28H212ZM262 27H264V26H262ZM1 28V27H0ZM6 28V31L8 30L7 29V26L6 27H4V29ZM9 28V27H8ZM11 28V27H10ZM9 28V32H11V34L12 33H14V34H16L15 36L12 34V36H10V33L9 34H7L6 32H4V34H6V35H8L7 37H15V39L13 38V44H16L15 46H13V44H10V49H8V51H10V50H12V46H13V48L14 47H16L17 45H19V46H22V48L20 47L19 48V46H18V48L16 47V48H14L13 49V51H11L10 53L12 54H10L11 56H14V57H12L13 59H16V57H18V58H20V57H22L23 56V54H24V56L22 57V58H20V59H23V58H28V57H31V56H34L36 59H37V63H38V67L40 68V67H43L42 69H45V70H43V71H46V69H48L47 70V74H46V72H44V73H42V70L41 71H39V70H36V68L35 69H33V67H32V69L30 70V69H28V68H26V69H23V71H20V70H17V71H20V72H24V73H26V74H23V73H21V74H23V76L24 75H30L31 73H29L28 72V70L29 71H31L32 72V74L30 75V78H42L43 77V75L45 76V78H54V76L57 74H55L53 71H55L56 72V70L57 69H53L54 67L56 68V66H57V68H58V70L61 72V73H59L58 72V70H57V72L59 73V75L60 74H62L63 75V73L64 72H67L66 70H70L71 68H69V67H72V65H75L77 68H76V70H79L78 72H80V73H82V69L84 70V69H86L88 72H90V73H88L86 70L85 71H83V72H85V73H88V75H86L87 77L86 78H96L97 77V75H94V70H93V68L94 69H96L95 68V63L93 62V64H92V61H91V58H89V56H90V54L91 53H89V56H86V55H88V50H90V48H87V47H84V46H82L81 47V49L82 48H84V49H82L83 50V52L81 53V54H84L83 56L85 57H77L76 59H75V55H72L71 56V54H73V51L72 50H70V49H72L71 47H70V49H68V47H69V44H71V42H69V41H63V37L65 36V35H55V34H52V33H49V34H47L48 32H45V34H40V36L38 37V32H36L37 33V35L36 34H34V31H36V30H32L33 32L30 34V30L28 31L29 33L27 34V32H23L22 30H19L20 32H13V31H10L11 29ZM131 29H132V27H130ZM157 30H156V29ZM159 28V29H158ZM165 28L167 29V30H165ZM175 28H177L176 30H175ZM188 28V32H187V29ZM205 30H204V29ZM233 28V30H230L231 32H229L228 33V31H227V29H232ZM1 29H3V27L1 28ZM133 29H134V32H138L139 31V27H138V31H135L136 29H137V27L135 26V28L133 27ZM161 29V30H160ZM164 29V30H163ZM180 29V30H179ZM203 29V30H202ZM215 29V30H214ZM216 29H218V30H221V31H218L217 30V32H215L216 31ZM262 29H264V28H262ZM12 30H14V29H12ZM156 30V31H155ZM168 30H169V32H168ZM179 32H178V31ZM208 30V31H207ZM212 30H214V31H212ZM226 32H225V31ZM260 30V32L262 33V31H264V30H262L261 31V29H259ZM4 31V30H3ZM22 31V32H21ZM27 31V30H26ZM161 31V32H160ZM164 33H163V32ZM165 31H167V32H165ZM174 31H176V32H174ZM185 31V32H184ZM191 33H190V32ZM206 31V32H205ZM223 31H224V34H223ZM0 32L1 33H3L1 30H0ZM173 32V33H172ZM186 32H187V34H186ZM214 32V33H213ZM39 33H43V32H40L39 31ZM158 33V34H157ZM211 33V34H210ZM217 35H216V34ZM228 34L227 36H226V34ZM177 34V35H176ZM180 34H182V35H180ZM194 34V35H193ZM213 34V35H212ZM243 34V35H242ZM251 34H253L252 35V37H251ZM1 35V34H0ZM18 35V38H19V35L21 36V39L19 38L18 39V41L20 40V42H18L17 41V38H16V36ZM25 37H24V36ZM30 35V36H29ZM49 35V36H48ZM51 35V36H50ZM157 35H159V36H157ZM168 35V36H167ZM190 35H193L194 36V38H193V36H190ZM196 35V36H195ZM198 35V36H197ZM206 35H207V38H209V39H207L206 38ZM211 35V36H210ZM3 36H5V35H3ZM31 36H34V37H36V38H34V37H31ZM47 38H46V37ZM57 36V37H56ZM59 36H61L62 38H60ZM156 37V39H155V37ZM169 36H170V38H171V36H174V37H172V39H170L169 38ZM200 36V37H199ZM202 36H204L203 37V41L202 42H198V40L200 41V39L202 40ZM219 36V37H218ZM233 36V37H234ZM1 37H2V35H1ZM22 37H23V39H22ZM31 38V39H35V41H34V39L31 41V39H29L28 40V38ZM45 37V38H44ZM51 39H50V38ZM154 37V38H153ZM159 37V38H158ZM161 37V38H160ZM165 37H166V40H165ZM181 37V39H179ZM184 37L185 38H187V39H184ZM189 37H191V39L189 40L188 38ZM221 37V39H219ZM223 37H224V39H223ZM227 37V38H226ZM228 37H230V38H228ZM26 38V39H25ZM52 38H55V39H52ZM57 38L59 39V40H57ZM163 38V39H162ZM174 38H176V40L174 39ZM215 38H218V39H215ZM1 39V38H0ZM6 40H7V42L9 41V42H11L12 43V40H11V38L10 39H7V38H5ZM39 39V40H38ZM44 41L43 43L45 44L46 42V44H45V46L44 45H41V41L42 40ZM65 39H67V37H65ZM119 39H121V37H119ZM122 39H124V41H125V38L124 37H122ZM152 39H150V40H152ZM159 39V40H158ZM161 39H162V41H161ZM170 39V40H169ZM183 39V40H182ZM214 39V40H213ZM227 39L229 40L228 42H227ZM4 39H2V41L1 42H3L4 44L3 45H1V47H0V60H3V58L5 57H3L2 56V50L3 51H6L7 53H5L6 54V58L8 59V51H7V49L5 50V48H3L2 50H1V48L2 47H5L4 45H5V42L3 41ZM5 40V41H6ZM11 40V41H10ZM14 40H16V41H14ZM28 40V41H27ZM53 40L54 41H56V43L55 42H53ZM61 40V41H60ZM153 40V41H154ZM182 42H181V41ZM189 40V41H188ZM206 40V41H205ZM216 40V41H215ZM250 40V41H249ZM25 41V42H24ZM31 41V42H30ZM53 43H52V42ZM59 41V42H58ZM170 41V42H169ZM173 41L174 42H176V43H173ZM187 42V43H184V42ZM193 41H195V42H198L197 44L199 45H195L196 43L195 42H193ZM0 42V43H1ZM6 42V43H7ZM15 42V43H14ZM26 42H28V43H31V44H28V43H26ZM34 42V43H33ZM35 42H38V44L36 43L35 44ZM39 42H41V43H39ZM60 42H63L64 44H65V46H63V45H58V43H60ZM168 42V43H167ZM219 42V43H218ZM222 42V43H221ZM226 42V43H225ZM230 42V43H229ZM251 42V43H250ZM18 43V44H17ZM21 43H24L23 45L21 44ZM33 43V44H32ZM48 43H49V45L53 48H51L50 49V47H48ZM63 43H61V44H63ZM67 43V44H66ZM69 43V44H68ZM178 43H180V45L178 44ZM184 43V44H183ZM201 43V44H200ZM207 43V44H206ZM211 44V46H210V44ZM224 43V44H223ZM239 43V44H238ZM9 43H7L6 44V46H9L8 45ZM35 44V45H34ZM40 44V45H39ZM53 44H56V46H57V48H58V46H62V47H67V49H65V53L67 52V54H64L63 52H62V50L64 51V48H62V50H61V47H59L58 48V51L57 52H55L56 50H57V48L54 46L53 47ZM120 43H118V45H119ZM149 44V43H148ZM176 44V45H175ZM183 44V45H182ZM192 44V45H191ZM203 44H204V46H203ZM209 44V45H208ZM218 44V45H217ZM227 44V45H226ZM234 44V45H233ZM25 45H28V46H25ZM34 45V46H33ZM46 45H47V50L45 51V47H46ZM72 46H73V44H71ZM95 45H97V44H95ZM94 45V47H96ZM121 46H124L125 44H120ZM189 45H191V46H189ZM201 45V46H200ZM205 45H206V47H205ZM212 45H213V47H212ZM250 45V46H249ZM255 47H253V46ZM38 48H36V47ZM172 46V47H171ZM173 46H176V47H178V46H180V47H178V49L177 48H175V47H173ZM182 46V47H181ZM209 46V47H208ZM216 46V47H215ZM219 46H221V47H219ZM223 46V47H222ZM227 46V47H226ZM231 48H230V47ZM234 46L236 47V48H234ZM24 47H26L27 49L25 50V48ZM33 49H32V48ZM35 47V48H34ZM44 47V48H43ZM92 47H93V45H92ZM93 47V48H94ZM199 47V48H198ZM201 47H202V49H201ZM204 47V48H203ZM207 47H208V49H207ZM225 47H226V49H225ZM245 47V48H244ZM249 47V48H248ZM253 47V48H252ZM262 47H264V44H262ZM29 48H30V50H29ZM43 48V50H42V53L39 51V49H42ZM50 49V51H49V49ZM159 48V47H158ZM198 48V49H197ZM221 48H223V49H221ZM233 48V49H232ZM248 48V49H247ZM17 49V51H21V53H22V55L20 54V51H19V54L17 53H13L15 50ZM32 49V50H31ZM34 49H36L35 51H33ZM92 49V48H91ZM201 49V50H200ZM29 50V51H28ZM61 52H60V51ZM69 52H68V51ZM168 50V49H167ZM167 50H166V53H169V52H167ZM174 50V51H173ZM177 50H179V51H177ZM229 50V51H228ZM233 50V51H232ZM237 50V51H236ZM246 50V51H245ZM249 50V51H248ZM261 51H262V49H260ZM23 51V52H22ZM32 51V52H31ZM43 51H45V52H49L50 54H48V53H45V54H43L44 52ZM72 51V52H71ZM84 51H86V52H84ZM155 51V54L153 55V53H151L152 54V56H154L155 58H158L157 60H159L161 63H163L164 61V63H168L167 65L166 64H164L165 66H168L169 67V69H167V70H171L170 71V73H167V72H169V71H167V70H165L164 68L163 69H161L162 71L160 72V74L163 72V70H165V71H167V72H163L162 74H164L165 73V75L166 74H168L167 76H169V77H171L172 76V78L175 76L174 74H178V71H180V73L177 75L176 74V78H183L182 76V67H180L178 64H176V61H174V59H173V61H171L172 59L170 58V60H168L167 59V56L169 55V54H166V53H162V54H160V53H158V55H156V52ZM214 51H216V52H214ZM243 51V52H242ZM24 52H27L26 54H31L30 56H28V55H26ZM52 52H54V53H52ZM89 52H91V50L89 51ZM95 52H97V51H95L94 49L92 50V53H94L95 54ZM171 52V53H172ZM202 52V53H201ZM224 52V53H223ZM4 53H3V55H4ZM55 53H58V54H55ZM71 53V54H70ZM171 53H170V55H171ZM175 53H173V54H175ZM199 53V54H198ZM208 53H210V55L208 54ZM233 53V54H232ZM14 54H16V56L14 55ZM32 54H34V55H32ZM42 54V55H41ZM60 54H63L62 55V58H59V57H57V56H60ZM69 54H70V56H69ZM86 54V55H85ZM160 54V55H159ZM172 54V57H175L174 55ZM206 54V55H205ZM208 54V55H207ZM217 54H218V56H217ZM223 54H224V57H223ZM19 55V56H18ZM44 55V56H43ZM56 55V56H55ZM64 55H67V56H64ZM92 55V54H91ZM156 55V56H155ZM169 55V56H170ZM179 55H177V56H179ZM183 55H186V54H183ZM192 55H194V54H192ZM194 55V56H195ZM212 55V56H211ZM226 55V56H225ZM228 55V56H227ZM11 56H9V57H11ZM46 56V57H45ZM162 56V57H161ZM163 56L166 58H163ZM187 56V55H186ZM190 56V54H188V57ZM209 56V57H208ZM44 57V58H43ZM56 57H57V59H56ZM61 57V56H60ZM73 57H74V59H73ZM86 57H87V59H86ZM171 57V56H170ZM210 57H212V58H210ZM230 57V58H229ZM245 57H247V58H245ZM249 57H250V59H249ZM254 57V58H253ZM262 57V58H261ZM51 59V60H49V59ZM66 58V59H65ZM80 60H79V59ZM84 58V59H83ZM163 58V59H162ZM169 58V57H168ZM176 58H178V57H176ZM180 58V57H179ZM190 58H193V59H191V61H193V62H195L196 63V58H194V57H190ZM199 58H198V62H200V60H199ZM5 59V58H4ZM6 59V60H7ZM30 59V58H29ZM55 59V60H54ZM60 59H62V60H60ZM68 59H70V60H68ZM86 59V60H85ZM90 59V60H89ZM161 59L163 60V61H161ZM211 59V60H210ZM261 59V60H260ZM57 60L60 62H57ZM73 60H76L75 62H79V63H75V62H73ZM78 60V61H77ZM82 60H84V61H82ZM215 60V61H214ZM225 60V61H224ZM227 60V61H226ZM231 60H232V62H231ZM234 60V61H233ZM251 60H253V61H251ZM256 60V61H255ZM260 60V61H259ZM4 61V60H3ZM46 61H48V62H46ZM54 61H56V63H59V64H61V65H57ZM68 61H70V62H68ZM81 61V62H80ZM87 62V63H84V62ZM89 61V62H88ZM91 61V62H90ZM236 61V62H235ZM249 61V62H248ZM52 62H53V64H52ZM83 62V63H82ZM171 62L173 63V65H175V66H172V65H170L171 64ZM175 62V63H174ZM209 62V63H208ZM252 62H253V65H252ZM255 62V63H254ZM50 63L54 66H52L51 65V67H52V71H51V73L53 74H51L50 72H49V68H48V65H50ZM62 63H64V65H62ZM70 64L71 66H67L66 64ZM201 63V62H200ZM199 63V64H200ZM215 63V64H214ZM225 63V64H224ZM244 63H247V64H244ZM258 63L260 64V65H258ZM56 64V65H55ZM79 64V65H78ZM83 64V65H82ZM88 64V65H87ZM194 64V63H193ZM198 64V63H197ZM202 64V63H201ZM208 66H207V65ZM241 64V65H240ZM85 65V66H84ZM94 66V67H92L91 68V66ZM233 65V66H232ZM245 65V66H244ZM252 65V66H251ZM1 66V65H0ZM75 66H74V70H75ZM87 66H90V68L89 67H87ZM170 66H172V68L174 69V70H172V69H170ZM181 68V70H180V68ZM216 68H215V67ZM238 66V67H237ZM256 66V67H255ZM261 66V67H260ZM63 67V68H62ZM65 67V68H64ZM78 67H80L79 69H78ZM177 67V68H176ZM246 67V68H245ZM261 69H260V68ZM0 68H2V70H0V73H1V71H5V69H3V67H0ZM38 68V69H39ZM69 68V69H68ZM222 68V69H221ZM28 69V70H27ZM91 69V70H90ZM230 69V70H229ZM240 69H241V71H240ZM245 69V70H244ZM27 70V71H26ZM34 70H36V71H34ZM72 70H73V68H72ZM72 70H70V71H72ZM176 70V71H175ZM205 70V69H204ZM248 70H250V71H248ZM258 70V71H257ZM38 71V72H37ZM63 71V72H62ZM150 71V74L148 73ZM176 72V73H171V72ZM205 71V72H206ZM216 72V73H213V72ZM247 71H248V74H247ZM15 72V71H14ZM37 72V73H36ZM42 73V74H40V76H39V73ZM141 72H147L146 73V75H147V77H145V75H144V73L143 74H140V76H142V78H165V76L163 77V75H161L160 76V74L158 75V73H156L155 71V73L153 72V71H151V70H145V69H142L141 70ZM140 72V73H141ZM151 72H153V74L151 73ZM242 72V73H241ZM245 72H246V74H245ZM251 72V73H250ZM257 72V73H256ZM18 73V72H17ZM27 73H29V74H27ZM84 73V74H85ZM93 73V74H92ZM96 73V72H95ZM138 73V72H137ZM229 73V74H228ZM244 73V74H243ZM19 74V73H18ZM35 74V75H34ZM36 74H38V75H36ZM49 74H51V75H49ZM55 74V75H54ZM83 74V73H82ZM92 74V75H91ZM97 74V73H96ZM107 74V73H106ZM154 75V76H152V75ZM170 74H173V75H170ZM243 74V75H242ZM257 74V75H256ZM259 74H260V76H259ZM34 75V76H33ZM62 75H60V76H62ZM108 76L107 77H109L110 75H111V73H108L107 74ZM139 75V74H138ZM254 75V76H253ZM256 75V76H255ZM51 76V77H50ZM85 76V75H84ZM111 76H114V75H111ZM144 76V77H143ZM150 76V77H149ZM157 76V77H156ZM178 76V77H177ZM212 76V75H211ZM240 76V77H239ZM246 76V77H245ZM29 77V76H28ZM59 76L58 75H56V77L55 78H58ZM230 77V78H229ZM255 77V78H254ZM44 78V77H43ZM111 78V77H110ZM113 78H117V77H113ZM123 78V77H122ZM167 78V77H166ZM175 78V77H174ZM215 78V77H214ZM213 78V79H214ZM222 78V79H221ZM224 78V79H223ZM251 78V79H250ZM232 79V80H231ZM257 79V80H256ZM259 79V80H258ZM218 80H216V82H218ZM229 81V82H228ZM259 81V82H258ZM156 82V83H155ZM223 81H220V83H222ZM241 82V83H240ZM219 83V82H218ZM219 83V84H220ZM236 83V84H235ZM260 83V84H259ZM169 84H171V83H169ZM192 84H194V85H192ZM199 84V85H198ZM233 84H235V85H233ZM251 84V85H250ZM253 84V85H252ZM144 85V84H143ZM160 85V86H159ZM166 85V88L164 87V89L162 88L161 89V87H163V86H165ZM199 86L198 88L197 87H195V86ZM222 85V84H221ZM243 85V86H242ZM106 86H108L109 87V84H106ZM159 86V87H158ZM167 86H170L168 89H167ZM171 86H172V90H170V88H171ZM177 86H178V88H177ZM192 86H194V87H192ZM202 86V87H201ZM226 86V88H228V89H231V88H229V87H227ZM240 86V87H239ZM102 87H104V86H102ZM144 87V86H143ZM233 87H235V88H233ZM255 87V88H254ZM199 88H201V89H199ZM204 88H206L205 90H204ZM238 88V89H237ZM241 88V89H240ZM143 89V90H142ZM167 89V90H166ZM182 89V88H181ZM204 90V91H203ZM207 90V91H206ZM208 90L211 92V96H212V94H214L212 97H215V98H212L209 94H210V92H208ZM211 90H213V92L211 91ZM240 90V92H238ZM242 90V91H241ZM0 91H1V89H0ZM142 91V92H141ZM143 91L145 92V93H143ZM196 91V92H197ZM246 91V92H245ZM170 92V93H169ZM195 92V91H194ZM193 92V93H194ZM215 92V93H214ZM246 94H245V93ZM146 93H147V95H149V96H147V98H146V96H144V95H146ZM192 93V95H194ZM207 93H209V94H207ZM241 93V94H240ZM243 93V94H242ZM144 94V95H143ZM206 94V95H205ZM177 95H178V93H177ZM208 95L210 96V97H208ZM222 95H223V97H222ZM236 95H234L233 94V96H236ZM249 95V96H248ZM175 96V97H174ZM201 96H205L206 98V100L204 99V98H202V99H204V100H202L201 99ZM247 96V97H246ZM254 97V98H251V97ZM123 97L124 96H122V100L124 101V102H128L126 99H123ZM143 97H145L144 99H143ZM194 97H192V98H190V99H193L194 100ZM258 97V98H257ZM151 99V100H149V99ZM184 98V99H183ZM200 98V99H199ZM220 98V99H219ZM236 98V97H235ZM238 98H240V99H238ZM248 98H249V100H248ZM261 98V99H260ZM135 99H142L143 101L142 102H144L145 100V103H148L149 105H147V107L145 106V103H144V105H143V103H140L141 102V100H140V102L139 101H135ZM174 99H178V100H174ZM181 99V100H180ZM246 99V100H245ZM148 100V101H147ZM155 100V101H157V102H159V103H161V106L163 107V108H166V109H163L161 106H160V104L159 103H155V105H154V102L153 101ZM213 100V101H214ZM3 102V104L5 103L6 104V102H4V101H6L5 100V98L3 99V100H1V98H0V106L2 105V102ZM123 101H121L120 102V104H121V106L123 107V109H124V111H126L127 109L126 108H128L127 106H129L128 105V103H130V102H128L127 103V106L125 107V105L123 106L122 105V103H123ZM162 101V102H161ZM180 101V102H179ZM182 101H184L183 103H182ZM259 101V102H258ZM164 102V103H163ZM178 103V106H176L177 105V103ZM189 104H188V103ZM195 102V103H194ZM215 102H213L215 105H216V103ZM136 103H138V104H136ZM187 103V104H186ZM193 103V104H192ZM209 104H210V102H208ZM207 103V104H208ZM261 103V104H260ZM4 104V105H5ZM126 104V103H125ZM158 104H159V106H158ZM180 104V105H179ZM185 106H184V105ZM257 104V105H256ZM173 105H175L176 107H177V109L178 110H176V108H174L175 110H173V108H172V106ZM197 105H198V107H197ZM3 106V105H2ZM114 106V105H113ZM112 106V107H113ZM117 106V107H116ZM116 108H119L118 107V105L116 104ZM120 106V108L122 109V107ZM149 106V107H148ZM182 107V108H185V110L187 111V110H189V111H187V112H189L188 114H190V117H189V115L187 114V112L186 111H184L183 109H181L180 107ZM205 106V107H204ZM226 106V107H225ZM4 107V106H3ZM132 107L134 108V110L132 111ZM171 107V108H170ZM174 107V106H173ZM181 109H179V108ZM186 107H188V108H186ZM201 107V108H200ZM207 107V108H206ZM212 107H219V108H217V110H216V112H215V108L214 109H212ZM238 107V108H237ZM162 108V109H161ZM167 108H169V109H167ZM197 108V109H196ZM226 108L228 109V111L226 110ZM113 110L115 109V108H112ZM126 109V110H125ZM171 109H172V111H171ZM117 110V109H116ZM145 110V111H144ZM149 111L150 113L148 114V112L147 111ZM156 110V108H154L153 109V111H155ZM163 110V111H162ZM165 110V111H164ZM166 110H168V111H166ZM170 110V111H169ZM193 110V111H192ZM195 110V111H194ZM196 110H198V112H196ZM205 110V111H204ZM209 110V112H207ZM213 110H214V112H213ZM232 110V111H231ZM124 111H119V109H118V111H116V112H124ZM128 113H129V108H128ZM127 111H126V115H128V113H127ZM144 111V112H143ZM173 111H175V113L173 114L172 112ZM183 111H184V114H183ZM211 111H212V114H211ZM238 111V112H237ZM19 112H20V110H19ZM23 112V114L24 113H26V112H29V110L27 111H25V109H23V110H21V112L20 113H22ZM115 112V110H114V112L112 113V116H113V118H114V116L116 117L117 116V119L119 118H121L122 120H125L126 119V117L123 119L122 118V115H118V114H120V113H116ZM163 112H165V113H163ZM171 112V113H170ZM186 112V113H185ZM258 112V113H257ZM260 112V113H259ZM30 113V112H29ZM114 113H115V115H114ZM133 113H131V114H133ZM144 113H145V115L147 116V118L149 117V115L152 113V115H153V113H154V115L152 116L151 115V117H154V116H158V117H154V118H146V116L144 115ZM192 113H194V114H192ZM196 113V114H195ZM204 113V114H203ZM214 113H215V115H214ZM234 113V114H233ZM237 113V114H236ZM117 114V115H116ZM121 114H124L123 116H126L125 115V112L124 113H121ZM130 113H129V115L127 116V119L129 118V117H131V118H129L130 120H125L124 121V124L125 125H127V124H130L129 126H131L132 128H134V129H136L137 127H136V123L135 124H132V122L134 123V121H135V115H131ZM167 114V113H166ZM185 114H187V115H185ZM192 114V115H191ZM225 114V118H228V120L226 121V122H228L229 120H231L232 118H236V120H237V122H235L233 119V121L232 122H235V123H237V126H234V123H230L229 122V125L228 124H226V122L224 121V120H226V119H224L223 118V115ZM229 114V115H228ZM183 115H185L184 117L186 118H184L183 119ZM196 115V116H195ZM203 115V116H202ZM228 115V116H227ZM244 115V116H243ZM260 117H259V116ZM119 116V117H118ZM168 116H173L172 118L170 117H168ZM191 116H192V118H191ZM241 117V119H240V117ZM134 117V118H133ZM142 117V118H141ZM190 118L191 119V121H194V122H191L190 121V119H187V118ZM198 117H199V119H198ZM231 119H230V118ZM245 117V118H244ZM144 118V119H143ZM145 118H146V120H145ZM162 118H159V120L160 119H162ZM169 118V119H168ZM195 118V119H194ZM208 118V119H207ZM212 118H214V119H212ZM261 118V119H260ZM115 119V118H114ZM118 119V120H119ZM139 119V118H138ZM167 119V120H166ZM197 119H198V121H197ZM207 119V120H206ZM224 119V120H223ZM243 119V120H242ZM245 119V120H244ZM132 120V122L130 123V121ZM142 120H144L145 122L143 123V121ZM184 120H189L188 121V123H186V125H190V124H192V125H190V126H196V128L198 129V131H199V129H200V133H197V132H195V131H193V130H191L190 128L191 127H189V125L188 126H186V125H184L183 123H184ZM204 120V122H202ZM210 120V121H209ZM259 120V121H258ZM262 120V121H261ZM121 121V120H120ZM129 121V123H127V122ZM148 121V122H147ZM197 121V122H196ZM224 121V122H223ZM121 122H123V121H121ZM142 122V123H141ZM146 122L148 123V125L150 126V125H152L151 127V129L149 128V126L146 124ZM183 122V123H182ZM210 122V125L208 124ZM211 122H213V123H211ZM245 122V123H244ZM259 122V123H258ZM150 123V124H149ZM195 123H197V124H195ZM203 126V128L205 129V127H207L206 129H207V131H206V129L205 130H202V126H201V128H199L200 126V124ZM207 123V124H206ZM241 125H244V131H242L241 132V130H243V129H239V128H242V127H240L239 125L240 124ZM247 123H248V125H247ZM123 124V123H122ZM216 124V125H215ZM133 125H135V127L133 126ZM225 125H228L229 127H227V126H225ZM199 126V127H198ZM233 126H234V129L235 128H237V127H239V128H237V129H239L238 130V132H240L239 134H240V136L238 135V134H236V133H238V132H236V133H234L233 131H231V128H233ZM143 127V128H142ZM178 127V128H177ZM187 127V128H186ZM247 127H249V128H247ZM196 128H194L193 127V129H195L196 131H197V129ZM245 128H247L246 130H245ZM251 128V129H250ZM255 128H256V130H255ZM140 128H139V130H141ZM155 129V128H154ZM209 129V130H208ZM250 129V130H249ZM180 130V131H179ZM211 130V131H210ZM214 130H215V132H214ZM233 130V129H232ZM252 130V131H251ZM254 130V131H253ZM152 131V130H151ZM173 131L171 132L173 135H174V133H173ZM201 131H202V134H201ZM204 131V132H203ZM206 131V132H205ZM208 131H209V133H208ZM257 131V132H256ZM152 132H156L155 130L154 131H152ZM249 132V133H248ZM252 132V133H251ZM253 132H255V134L253 133ZM180 133H182V134H180ZM195 133H197V134H195ZM251 133V134H250ZM204 134L206 135V136H204ZM211 134V135H210ZM219 134V135H218ZM232 134V135H231ZM246 134H248L249 136L251 135V137H249L248 135H246ZM260 134V135H259ZM173 136L174 137V139H172V140H174V141H176V139H175V137L176 136ZM200 135H203V137H206V138H203L202 136H200ZM244 135H246L244 138L245 139H243V137L242 136H244ZM252 135H255V136H252ZM188 136H190V137H188ZM208 136V137H207ZM223 138H222V137ZM236 136V137H235ZM185 137V138H184ZM187 137H188V139H187ZM199 137V138H198ZM202 137V138H201ZM213 137V138H212ZM217 137V138H216ZM238 137H240V138H238ZM179 138V139H178ZM209 138V139H208ZM247 138V139H246ZM259 138H261V139H259ZM189 140L188 142H186L187 140ZM220 139V140H219ZM224 139V140H223ZM237 139V140H236ZM255 139V140H254ZM207 142H206V141ZM213 140H214V142L215 143H213ZM242 140H244L245 142H243ZM248 142H247V141ZM260 140H262V141H260ZM211 142V143H210ZM184 143V144H183ZM195 143V145L193 146V144ZM204 143H206V144H204ZM240 143H244V144H240ZM247 145H246V144ZM186 144H188V145H186ZM191 146H190V145ZM241 145V148H242V146H244L243 148H242V150L240 149L239 151L237 150V151H233L232 153H234V154H232L231 153V151L232 150H236L235 148L237 147V145ZM196 145H198L199 147H198V149H197V146ZM218 145V146H217ZM220 145V146H219ZM225 145H227V147L225 146ZM239 145V146H240ZM252 145V146H251ZM189 146V147H188ZM192 146H193V148L196 150H194L193 148H192ZM208 147V148H206V147ZM250 146V147H249ZM210 147V148H209ZM220 147V148H219ZM260 147V148H259ZM262 147V148H261ZM224 148V149H223ZM201 149V150H200ZM202 149H204V150H202ZM222 149V150H221ZM231 149V150H230ZM260 149H261V151H260ZM182 150V149H181ZM194 150V151H193ZM197 150H198V153H196L197 152ZM255 150V151H254ZM183 151V150H182ZM193 151V152H192ZM211 151V152H210ZM253 151H254V153H253ZM196 154H195V153ZM207 154H206V153ZM209 152H210V154H209ZM236 152V153H235ZM249 152V153H248ZM257 152V153H256ZM190 153H193V155L191 156V154ZM258 153H259V155H258ZM260 153H261V155H260ZM200 154H203L202 156L200 155ZM230 154H232V156H230ZM237 154H239V155H237ZM250 155V154H252V157H251V160H250V157H249V159H247V156L248 155ZM254 154H257V156L256 155H254ZM190 155V156H189ZM197 156V158L196 159H200V160H196L195 158L194 159H192L193 158V156ZM208 155H210V156H208ZM229 155V156H228ZM234 155V156H233ZM236 155L238 156V157H236ZM225 156V157H224ZM258 156H260V158L258 157ZM190 157V158H189ZM229 159H228V158ZM203 158V159H202ZM209 158V159H208ZM216 158H217V160H216ZM221 158H223V160L221 159ZM227 160H226V159ZM244 158H246V159H244ZM256 158V159H255ZM213 159V160H212ZM241 159V160H240ZM193 162H192V161ZM210 160V161H209ZM212 160V161H211ZM221 160L222 161H224V160H226L227 161V163L226 164H224L223 165V163L221 162ZM228 160H230V163H229V161ZM234 160L235 161H237V162H239V164H236V165H232V162L234 163ZM244 160H245V163H246V165H245V163H243L244 162ZM247 160V161H246ZM254 160V161H253ZM200 161V162H199ZM215 161V162H214ZM217 161V162H216ZM221 163H219V162ZM242 161V162H241ZM197 162H198V164H197ZM206 162V164H204ZM251 162H252V164H251ZM200 163H203V164H200ZM214 163V164H213ZM229 163V164H228ZM240 163H242L241 165H240ZM260 163V164H259ZM230 165L231 164V166H228V165ZM195 165V166H194ZM220 165V166H219ZM237 165H238V167H237ZM239 165H240V167H239ZM193 166V167H192ZM199 166H201V169H200V167ZM205 166H209V168L211 167V169H213V170H211V169H208V167H206V169H205ZM241 166H243V168L241 167ZM248 166V167H247ZM260 166V167H259ZM195 167V168H196ZM221 167V168H220ZM224 167L226 168V170L224 169ZM230 167V168H229ZM194 168V169H195ZM217 168V169H216ZM236 168V169H235ZM242 168V169H241ZM203 169V170H202ZM262 169V170H261ZM196 170V169H195ZM211 170V171H210ZM242 170V171H241ZM244 170H246V171H244ZM213 171V172H212ZM244 171V172H243ZM206 172V173H205ZM219 172V173H218ZM214 173V174H213ZM213 174V175H212ZM216 174H217V176H216ZM219 174V175H218ZM208 177V178H207ZM209 177H211V178H209ZM223 179V180H222ZM225 180V181H224ZM214 181V182H213ZM224 181V182H223ZM222 183V184H221ZM220 187H223V188H220ZM1 194L3 195V192L2 193H0V196H1ZM8 194H11V193H7V195ZM25 194H27V193H25ZM7 195H4L3 197H8ZM12 195V194H11ZM23 196H27V195H23ZM22 196V197H23ZM223 201H224V199L223 200H219V203H220V205H221V210H223V212H222V221L223 222H225L224 224H223V228H224V230L226 229L227 230V232H226V230H225V233L227 234L226 235V240H224L225 242L223 243V241H222V243L224 244V245H222L221 247H222V250H223V248H224V250L219 254V251H220V249H219V251H215L216 253H218V256L216 255V253H214V255H216L218 258H220L219 260H218V258H217V261H212V264H235V260H238L237 262H236V264H258L259 263V261H261V257H260V255H258V253H256V255L257 256H255L254 255V257H253V259L251 258V260H250V257L249 258H246V259H243L242 258V256L241 255H235V253H234V251H232V249H233V247H232V245H231V242H232V240L231 239H233L234 238V234H233V232H232V227L237 223V220H235V219H237L236 218V214H237V211H236V209L235 208H233L232 207V205H230V204H232L231 202V200H227V199H225V201H226V203H225V201H224V203H223ZM226 205L227 207L225 208V206H222V205ZM224 207V208H223ZM232 207V208H231ZM228 212V213H227ZM230 212V213H229ZM227 218V219H225V218ZM230 219V220H229ZM1 220V219H0ZM39 220V219H38ZM37 220V221H38ZM33 221V223H35V220H32ZM41 220H39V222H40ZM43 222V221H42ZM236 222V223H235ZM2 223V224H1ZM8 224L9 226H10V223H8V222H3L2 220H1V222H0V252L3 250V252H2V254L0 253V264H31L32 262H34V264H52V263H59L60 261H59V258H57L56 257V253H57V251L58 250H56V248H55V246H53V245H51V246H48L47 247V245L48 244H44V243H42V246H43V249L41 250V248L39 247V250L42 252H46V254L44 253V254H42V255H40L41 254V252H40V254L38 253V248H36V246L38 247L41 243H36V237L34 236L36 233H37V235H38V232H36V230L38 229V230H40L41 229V227L39 226V225H43V224H38L37 222L34 224V225H38L39 227H40V229L38 228V226H37V229L34 231H29L27 234L25 233L26 231H22V229H18L17 228V231L15 230L16 228L15 227H17V226H15V225H13V224H11V226H15L14 228H12V227H9L8 225H6V224ZM32 222H30V224H33ZM41 223V222H40ZM228 223V224H227ZM231 223V224H230ZM232 223H233V225H232ZM226 224H227V226H226ZM33 225V226H34ZM45 225V224H44ZM225 225V226H224ZM36 226H34V228L36 227ZM232 226V227H231ZM47 227V226H46ZM46 227H44V228H46ZM228 229H227V228ZM19 228H20V226H19ZM42 228H43V226H42ZM232 228V229H231ZM10 229V230H9ZM24 229V228H23ZM28 229V228H27ZM30 229V228H29ZM41 231H44V232H46L44 229H41L40 230V232ZM35 232V233H34ZM44 232H41V233H44ZM26 235V237H25V235ZM31 235H30V234ZM32 233H34L33 234V236L34 237H32V238H34V239H31V241H32V243L31 242H29L30 240H26V239H30L29 238V236L31 237L32 236ZM232 233V234H231ZM29 234V235H28ZM22 235H24L23 237H22ZM42 235V234H41ZM230 235V236H229ZM233 235V236H232ZM40 236V235H39ZM28 237V238H27ZM230 237V242H228V238ZM33 240H35V243H33ZM7 242V243H6ZM233 243V242H232ZM28 244V245H27ZM35 244H36V246H35ZM230 244V245H229ZM46 245V246H45ZM50 245V244H49ZM228 245V246H227ZM29 246V247H28ZM53 246V247H52ZM44 247H47V248H44ZM53 249H51V248ZM27 248V249H26ZM33 248L35 249V251H33ZM18 249V250H17ZM29 249H32V250H30L31 251V255H30V251H29ZM62 249H64V248H62ZM230 249V250H229ZM16 250V252L14 253L13 251H15ZM19 250H21V251H19ZM24 250V251H23ZM54 250H56V251H54ZM65 250H66V248H65ZM69 250V249H68ZM228 250V251H227ZM8 251V252H7ZM9 251H12L13 252V254L11 253V252H9ZM18 251V252H17ZM27 251H29V252H27ZM33 251V252H32ZM56 252V253H52V252ZM60 251V250H59ZM63 251V250H62ZM232 251V252H231ZM21 252V253H20ZM24 252H25V255H24ZM69 252V253H68ZM226 252V253H225ZM230 252V253H229ZM9 253V254H8ZM59 253V252H58ZM65 253H68L69 254V256H71L72 255V253H70V251H67L66 250V252L64 251V254ZM6 254H8V255H6ZM34 254H37L36 256H34ZM38 254L40 255V256H43V255H46V258H44L45 256H43V257H41V258H39V260L38 259H36L37 258V256H38ZM55 255L54 256V259H53V256L52 255ZM61 254H63L62 252H61ZM61 254H58V255H61ZM223 254H224V256H223ZM230 254H232V255H230ZM20 255V256H19ZM24 256L23 257V259H21V257L22 256ZM28 255H30V256H28ZM50 255V256H49ZM57 255V256H58ZM66 255V254H65ZM213 255V256H214ZM226 255V256H225ZM33 256V257H32ZM47 256H49V257H47ZM68 256V258H69V260L71 261V258ZM220 256V257H219ZM230 256H232V257H230ZM234 256V257H233ZM29 257H31V258H29ZM34 257H36V258H34ZM59 257V256H58ZM236 257H238V258H236ZM239 257H241L240 259H239ZM256 257V258H255ZM16 258V259H15ZM18 258V259H17ZM26 258H28V259H26ZM35 259V261H32V259ZM42 258H44V259H42ZM52 258V259H51ZM67 256H65V257H63V259L64 260H62V262H60L59 264H64V263H67ZM223 258V259H222ZM25 259V260H24ZM58 259V260H57ZM73 259H75V258H73ZM216 258L214 257V260H215ZM247 259H249V261L247 260ZM260 259V260H259ZM24 260V262H22ZM28 260V261H27ZM30 260V261H29ZM41 260H42V262H41ZM45 260V262L43 263V261ZM47 260H51V262L50 261H47ZM54 260L56 261V262H54ZM213 260V259H212ZM226 262H225V261ZM240 260H241V262H240ZM248 261V262H246V261ZM32 261V262H31ZM57 261H59V262H57ZM211 261V260H210ZM243 261V262H242ZM28 262H30V263H28ZM64 262V263H63ZM73 262H74V260H73ZM239 262V263H238ZM249 262H252V263H249ZM68 264H69V261H68ZM70 264H72V263H70ZM208 264H211L210 262L208 263Z\"/></svg>","mask_w":264,"mask_h":264}]
</instances>
